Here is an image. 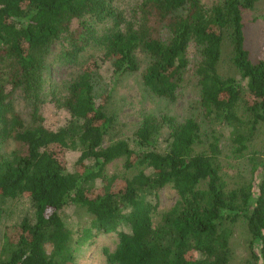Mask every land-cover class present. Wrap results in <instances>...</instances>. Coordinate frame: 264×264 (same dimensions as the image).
<instances>
[{"label":"trees","instance_id":"1","mask_svg":"<svg viewBox=\"0 0 264 264\" xmlns=\"http://www.w3.org/2000/svg\"><path fill=\"white\" fill-rule=\"evenodd\" d=\"M258 1L135 0L126 12L122 0H0V202L11 222L0 264H72L92 228L117 234L108 264H228L240 223L251 264H264V59L251 58L243 24ZM52 45L55 63L75 69L59 84L46 79ZM191 45L197 105L214 132L203 136L192 117L149 112L104 146L116 78L138 72L145 95L174 101ZM226 46L239 79L218 71ZM46 104L66 113L62 124L47 125ZM224 133L241 165L261 138L260 155L247 156L248 179L234 185ZM55 147L78 151L73 167ZM115 160L130 173L107 175ZM165 186L177 199L162 210ZM69 206L92 225L76 243Z\"/></svg>","mask_w":264,"mask_h":264},{"label":"rangeland","instance_id":"2","mask_svg":"<svg viewBox=\"0 0 264 264\" xmlns=\"http://www.w3.org/2000/svg\"><path fill=\"white\" fill-rule=\"evenodd\" d=\"M135 0H122L120 8L127 9ZM207 3L211 0H206ZM245 46L249 50L251 58L264 59V0L256 3L253 10L246 12L243 20ZM58 46L52 45L53 55L50 57V65L47 73L48 84H59L66 81L74 73V65L55 63L54 53H58ZM88 54H86L87 56ZM189 65L184 74V81L177 91V97L174 101L163 98H156L145 95L141 90V79L139 73L126 74L119 78L113 84L111 93L108 98V108L115 116V126L112 131L105 136L103 145L106 146L111 140L130 136L139 126L142 115L144 113H167L173 115L177 120L181 121L188 117H192L200 123V128L205 136L207 133L214 132L212 126L203 116L197 105L198 95L194 78V65L198 60V52L195 51L193 45L188 49ZM73 69V71H72ZM219 73L224 76H232L239 79L237 70L232 66L230 61V51L226 46L224 48L222 58L218 66ZM105 75L106 71L102 70ZM110 76V73H109ZM109 83V80H105ZM48 126L57 127L65 120V112L54 108L52 105L46 104L43 109ZM225 138L220 142V148L223 152V166L227 170L228 181L230 185L244 182L249 177L250 165L247 162V156L261 152V138H255L254 142L249 145L245 152V163L241 165L239 160L233 157V148L230 146L228 133H224ZM6 148H12L13 144L7 141ZM5 144V145H6ZM54 152L63 165L69 168L73 167L78 158L77 150H66L61 147H55ZM105 172L107 175L114 173L129 174L128 170L123 167L122 160H115L109 163ZM177 199V193L171 186H165L157 192V200L159 209H169ZM67 225L72 228V238L75 243L80 240L83 231L91 229V220L82 208L69 206L64 210ZM14 217V216H12ZM11 222L8 220L7 211L0 202V245L2 243L5 228ZM92 236L82 243H78L75 249V259L72 264H108L104 250H113L117 242V234L94 233ZM248 237L244 224L237 225L233 237L231 239L232 256L228 264H251L248 250Z\"/></svg>","mask_w":264,"mask_h":264}]
</instances>
